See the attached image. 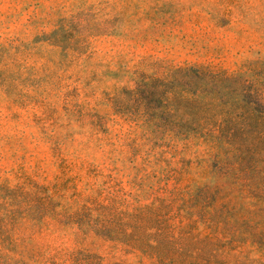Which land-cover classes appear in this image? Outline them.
<instances>
[{
    "label": "rangeland",
    "instance_id": "rangeland-1",
    "mask_svg": "<svg viewBox=\"0 0 264 264\" xmlns=\"http://www.w3.org/2000/svg\"><path fill=\"white\" fill-rule=\"evenodd\" d=\"M0 264H264V0H0Z\"/></svg>",
    "mask_w": 264,
    "mask_h": 264
}]
</instances>
